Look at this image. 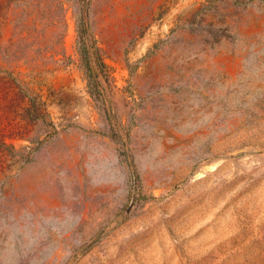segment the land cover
I'll list each match as a JSON object with an SVG mask.
<instances>
[{
	"label": "rangeland",
	"instance_id": "1",
	"mask_svg": "<svg viewBox=\"0 0 264 264\" xmlns=\"http://www.w3.org/2000/svg\"><path fill=\"white\" fill-rule=\"evenodd\" d=\"M0 264H264V0H0Z\"/></svg>",
	"mask_w": 264,
	"mask_h": 264
},
{
	"label": "trees",
	"instance_id": "2",
	"mask_svg": "<svg viewBox=\"0 0 264 264\" xmlns=\"http://www.w3.org/2000/svg\"><path fill=\"white\" fill-rule=\"evenodd\" d=\"M90 26L91 24L88 19V13H87L85 3H82V6L80 8V17L78 18V32H79V38H80L79 42H82L85 55L89 54V49H87L89 43L87 39L89 38ZM94 77L95 76H93V78Z\"/></svg>",
	"mask_w": 264,
	"mask_h": 264
}]
</instances>
